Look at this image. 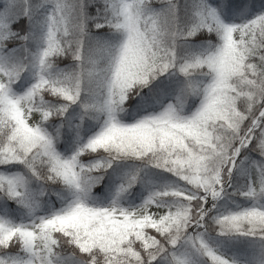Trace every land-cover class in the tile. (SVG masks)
Here are the masks:
<instances>
[{
  "label": "snow or ice",
  "instance_id": "obj_1",
  "mask_svg": "<svg viewBox=\"0 0 264 264\" xmlns=\"http://www.w3.org/2000/svg\"><path fill=\"white\" fill-rule=\"evenodd\" d=\"M0 264H264V0H0Z\"/></svg>",
  "mask_w": 264,
  "mask_h": 264
}]
</instances>
